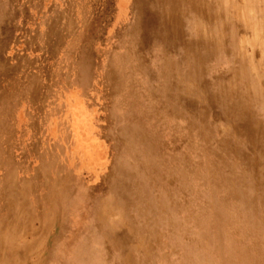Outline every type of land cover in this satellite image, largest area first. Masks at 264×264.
Segmentation results:
<instances>
[{"label":"rangeland","instance_id":"374dc122","mask_svg":"<svg viewBox=\"0 0 264 264\" xmlns=\"http://www.w3.org/2000/svg\"><path fill=\"white\" fill-rule=\"evenodd\" d=\"M118 2L0 0V264L75 260L99 209L112 264H264V0H210L219 5L211 26L185 32L211 42L204 57L147 51L150 69L167 61L160 101L110 108L102 85L135 9ZM60 183L81 192L38 231L49 205L34 190ZM14 227L38 231L42 261L8 241ZM80 258L98 263V253Z\"/></svg>","mask_w":264,"mask_h":264},{"label":"bare ground","instance_id":"6f19581e","mask_svg":"<svg viewBox=\"0 0 264 264\" xmlns=\"http://www.w3.org/2000/svg\"><path fill=\"white\" fill-rule=\"evenodd\" d=\"M183 1L185 0H132L130 8H132L133 6L135 7L133 11L134 15L132 16V21H130L125 28L123 49L122 51L115 53V56L112 60V65L110 63L111 68L109 70V73H107L106 75L109 86L108 90H106V86L104 84L102 85L105 87L104 91L106 92V97H104V99L107 100V104L109 102L110 108L114 107V104L117 102H129V106L132 105L131 108H134V105H141L143 104V102H147L151 99L152 101H160L159 99H157V96L162 94L165 88V80L162 75V67H164V64H166L167 61L159 64V66H161V70L150 69V62L148 61L149 59L147 57V51L150 50V52L153 53L157 52L156 54L161 52V54L167 56L169 52L181 49V52L183 53V50L185 49L188 53H193L194 51V56L197 54L200 58L204 57L206 53V45H209L211 42H207L204 40V42L202 43L197 39L188 40L189 33H185L186 29L188 28V26L186 27L187 24L183 22L181 26H178L175 23L176 19L180 18L181 13H176L181 10L180 3H184ZM192 1L196 5H192L194 10L198 11L202 8L203 0ZM123 4L124 3L122 2V0H119L118 6L120 8L123 7ZM186 9L187 8H183V12L186 11ZM207 18L205 19V21H208V19H210ZM91 45L90 49L92 48ZM86 49L87 51L89 50V48L87 47ZM81 52L84 54L83 50ZM170 55L175 56V53L172 52ZM86 63L87 58L85 56L81 57L78 61V65L81 68L82 65L86 66ZM170 66L171 69H173V66ZM143 83L146 85L144 86ZM119 84L121 86V89L126 88L127 90L120 93L118 89ZM134 86L138 88L137 91H135L137 94L135 95L136 97L133 100L129 101L132 94H134L132 92L134 90ZM148 88H150V91H147ZM141 97H143V99L140 101ZM163 99L168 100L167 97H164ZM127 114L132 120H129L130 122H127L125 126L127 128H132V131H137V125H141V120L132 112H128ZM146 114L148 118L153 117L154 119H157L160 116L159 112H155L152 108H147ZM139 135L142 136L143 133L140 132ZM128 139L131 140V137L128 136ZM109 175H111L112 178L110 190L112 195L113 188L118 182V179H116L117 173L114 165ZM78 188H69L66 183H60V185L57 187L54 186V184H47L45 188H38L37 190H34V192H36L37 202H39L41 205V202L45 201L50 207H47L43 203V205L45 206L44 208L42 207L43 211L46 210V207L47 210L42 219V227L39 228L38 231L45 230V226H47V220L49 219L46 216L49 215V211L51 212L52 208H54L57 203L58 205L59 203L61 204L63 199L71 198V194H74L75 191L78 190L79 192ZM94 192L96 191H93L91 193L93 194ZM94 197L98 199V194ZM112 197L114 196L112 195ZM94 201L92 203V206L90 207V211L86 212V214H90L92 212L94 204L97 200L95 202ZM119 202L121 203L120 200H118V203ZM101 220L102 210L99 209L98 211L93 213V219H91V222L87 226H85L84 222L81 233L79 232L78 234L79 242L75 251L76 258L73 261H69L66 258L64 262L65 264H86L88 260L80 258V256L82 257V253H85L88 259H90L91 255L94 256L95 253H98L97 264H107L110 262L109 259L111 260V256L108 254L107 246L103 242L101 229L98 225ZM63 222V218L60 219V231L63 226ZM15 227L13 229L11 228L10 234L8 235V241L11 243L17 241L16 244H20V247L23 248L21 252H25L26 256L36 254L34 257H37V259L40 261L41 251H39V249L36 250L39 247V240L37 237L35 239L32 238V236H34L35 234L37 235L38 231L34 234H21L20 231L19 233H17L18 231ZM28 237H30V241H28ZM92 241H94L96 245L95 248H91L88 245L89 243H93ZM54 249L55 248L53 247L52 252ZM52 252L51 254L49 253L50 256H46L47 252H45V256L43 258L42 255V259L46 260L47 257L52 258ZM105 256H107L106 261L104 260ZM91 259L93 260V257ZM110 264H112V261L110 262Z\"/></svg>","mask_w":264,"mask_h":264},{"label":"crops","instance_id":"0c3cea01","mask_svg":"<svg viewBox=\"0 0 264 264\" xmlns=\"http://www.w3.org/2000/svg\"><path fill=\"white\" fill-rule=\"evenodd\" d=\"M216 1L221 2L222 0H216ZM183 2L184 3H180L181 4V6H180L181 10L176 13V14L181 13L180 18L176 19V21H175V23L178 26H181V24H183V22L187 24L186 27L188 26V28H192L195 26L197 27L198 23H200V22L203 23V27L211 26V25H209V23H212L215 19V17L212 16V13H214L213 11H216V13L219 12V5L218 4H210V0H203V6L198 11L193 9L192 5H195V4L193 3L192 0H185ZM186 3H187V5H186ZM222 6H225V5H222ZM183 8H187L186 11L183 12V10H182ZM211 8H213V9H211ZM179 9H177V10H179ZM207 17L210 19H208ZM206 18L208 19V21L207 20L205 21ZM183 19H185V20H183ZM194 20H196L197 24L192 25L191 23H192V21L194 22ZM209 20H210V22H209ZM156 53L157 52H155V53L151 52L150 54L155 59H159L160 56H162V54H161V52H159L158 54H156ZM164 97L165 96H163L162 98H164ZM105 124H107V121ZM110 125H112V124H110ZM106 127H108V126H106ZM109 127H112V126H109ZM107 135L110 136V138H111V139L109 138V140L117 138L116 136H114L109 131H108ZM107 135H104V136L107 137V140H108ZM112 151H116V150L112 149Z\"/></svg>","mask_w":264,"mask_h":264}]
</instances>
